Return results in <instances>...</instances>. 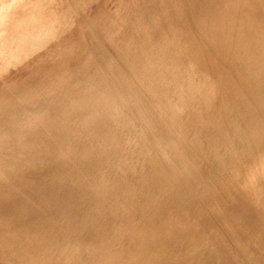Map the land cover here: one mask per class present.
<instances>
[{
	"label": "rangeland",
	"instance_id": "374dc122",
	"mask_svg": "<svg viewBox=\"0 0 264 264\" xmlns=\"http://www.w3.org/2000/svg\"><path fill=\"white\" fill-rule=\"evenodd\" d=\"M245 1L0 0V264H264Z\"/></svg>",
	"mask_w": 264,
	"mask_h": 264
},
{
	"label": "bare ground",
	"instance_id": "6f19581e",
	"mask_svg": "<svg viewBox=\"0 0 264 264\" xmlns=\"http://www.w3.org/2000/svg\"><path fill=\"white\" fill-rule=\"evenodd\" d=\"M222 1H223V0H222ZM244 1H245V0H243V1L241 0V3H244ZM246 1H249V0H246ZM246 1H245V3H246ZM253 1L255 2V0H253ZM263 1H264V0H263ZM203 2H204V1H203ZM205 2H206V1H205ZM254 2L252 3V0H251V2H250V3H251V4H250L251 7H252V5H255ZM258 2H259V0H257V3H258ZM239 3H240V2H239ZM219 4H220V3H219ZM247 4H248V2H247ZM260 4H261V3H260ZM262 4H263V2H262ZM262 4H261V5H262ZM241 5H242V4H241ZM243 5H245V6H244L242 9H244V8L246 7V4H243ZM256 5H257V7H258V4H256ZM239 6H240V5H239ZM239 6H238V7H239ZM247 6H249V4H248ZM238 7H237V8H238ZM249 7H250V6H249ZM251 7H250V8H251ZM262 7H263V6H262ZM214 8H216V9H217V12H218V9H219V8H217V7H215V6H214ZM240 8H241V6H240ZM250 8H249V9H250ZM221 9H222V7H221ZM221 9H219V10H221ZM246 9H247V8H246ZM249 9L244 10V11H248ZM252 9H253V7L251 8V10H252ZM234 10H235V9H234ZM237 11H239V10H237ZM244 11H243V12H244ZM215 12H216V11H215ZM233 12H234V11H233ZM249 12H250V11H249ZM251 12H253V11H251ZM218 13H219V12H218ZM223 13H224V12H223ZM225 13H226V12H225ZM238 13H239V12H238ZM238 13H236V15H238ZM240 13L242 14V12H240ZM215 14H216V13H215ZM243 14L246 15L245 12H244ZM250 14L252 15L253 13H250ZM213 15H214V14H213ZM217 15L220 16L219 14H217ZM217 15H215V17H216ZM239 15H240V14H239ZM247 15H248V12H247ZM251 15H250V16L248 15V16H249V17L254 16V15H252V16H251ZM257 16H259V15H257ZM257 16L255 15V17H257ZM244 17H246V16H244ZM240 18H243V17H240ZM217 19H218V18H217ZM219 19H220V18H219ZM246 19H247V18H246ZM252 19H253V18H252ZM256 20H257V18H256ZM260 20H261V19H260ZM262 20H263V19H262ZM201 21H202V20H201ZM212 21H213V20H212ZM240 21H241V20H240ZM221 22H222V21H221ZM236 22H237V21H236ZM257 22H259V19L257 20ZM214 23H215V22H214ZM238 23H239V22H238ZM234 24H235V23H234ZM236 24H237V23H236ZM244 24H245V23H244ZM250 24H251V23H250ZM257 24H259V23H257ZM216 25H217V24H216ZM242 25H243V24H242ZM220 26H221V25H220ZM232 26H233V25H232ZM253 26H254V25H253ZM253 26H252V27H253ZM250 27H251V26H250ZM257 27H258V26H257ZM257 27H255V29H256ZM255 29H254V30H255ZM256 32H257V31H256ZM254 33H255V32H254ZM261 34H262V33H261ZM257 35H259V34H257ZM257 35H256V37H254V38H257V37H258ZM248 36H249V35H248ZM261 36H262V35H261ZM258 39H260V38L258 37ZM187 41H188V40H187ZM259 41H260V40H259ZM249 43H250V42H249ZM259 44H260V43H259ZM168 46H170V44H169ZM245 47H246V46H245ZM166 51H167V50H166ZM171 51H172V50H171ZM171 51H170V52H171ZM257 51H258V50H257ZM170 54H171V53H170ZM261 54H262V53H261ZM171 55H172V54H171ZM169 56H170V55H169ZM169 58H170V57H169ZM165 59H166V58H165ZM141 65H142V64H141ZM159 65H160V64H159ZM161 65H162V64H161ZM163 65H164V64H163ZM263 65H264V64H263ZM147 67H148V66H147ZM170 69H171V68H170ZM171 70H172V69H171ZM164 72H165V71H164ZM167 73H168V72H167ZM180 73H181V71H180ZM171 76H172V75H171ZM178 76H179V75H178ZM174 77H175V76H174ZM176 77H177V76H176ZM167 79H168V78H167ZM176 79H177V78H176ZM155 80H156V79H155ZM174 80H175V79H174ZM149 81H150V80H149ZM203 81H204V80H203ZM143 82H144V81H143ZM179 82H180V81H179ZM180 83H181V82H180ZM182 83H183V82H182ZM176 84H177V83H176ZM178 85H179V84H178ZM183 85H184V84H183ZM195 85H196V84H195ZM166 87H167V86H166ZM174 88H175V87H174ZM175 90H176V89H175ZM186 92H187V91H186ZM191 93H192V92H191ZM148 94H149V93H148ZM151 96H152V95H151ZM182 97H183V96H182ZM180 100H181V99H180ZM193 100H194V99H193ZM157 101H158V99H157ZM171 101H172V100H171ZM174 101H175V100H174ZM194 101H195V100H194ZM173 103H174V102H173ZM174 104H175V103H174ZM177 104H178V103H177ZM172 107H173V106H172ZM175 107H176V106H175ZM155 108H156V107H155ZM182 110H183V109H182ZM110 111H111V110H110ZM195 111H196V110H195ZM138 115H139V114H138ZM176 117H177V116H176ZM198 117H199V116H198ZM115 119H116V118H115ZM110 120H111V119H110ZM220 120H221V119H220ZM119 121H120V120H119ZM123 123H124V122H123ZM110 125H111V124H110ZM193 125H194V124H193ZM112 126H114V125H112ZM187 128H188V127H187ZM193 128H194V127H193ZM110 129H111V127H110ZM112 129H113V128H112ZM114 131H115V130H114ZM116 133H118V132H116ZM114 134H115V133H114ZM115 136H116V135H115ZM175 136H176V135H175ZM154 139H155V138H154ZM145 141H146V140H145ZM114 142H115V140H114ZM154 143H155V142H154ZM178 143H179V142H178ZM151 144H152V143H151ZM221 144H222V143H221ZM155 149H156V148H155ZM192 204H193V203H192ZM187 212H188V211H187ZM194 214H195V213H194ZM199 217H200V216H199ZM201 222H202V221H201ZM161 236H162V235H161ZM217 244H218V243H217ZM209 251H210V250H209ZM199 253H200V252H199ZM149 262H150V261H149ZM151 262H152V261H151Z\"/></svg>",
	"mask_w": 264,
	"mask_h": 264
}]
</instances>
